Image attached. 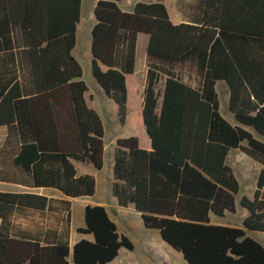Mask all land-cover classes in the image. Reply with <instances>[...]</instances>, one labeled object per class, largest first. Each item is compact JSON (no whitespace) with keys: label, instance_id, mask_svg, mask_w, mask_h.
Listing matches in <instances>:
<instances>
[{"label":"trees","instance_id":"trees-1","mask_svg":"<svg viewBox=\"0 0 264 264\" xmlns=\"http://www.w3.org/2000/svg\"><path fill=\"white\" fill-rule=\"evenodd\" d=\"M41 1L19 0L29 7L20 24L30 46L27 79L33 87L22 90L14 77L2 76L0 126L16 131L21 144L14 162L24 170L32 168L41 185H56L69 195L93 193L94 178L76 177L69 161L73 157L101 168L104 156V125L87 105L83 68L72 54L82 0H73L71 25L58 43L34 21L33 8ZM119 1L96 3L92 74L120 105L123 119L137 35L149 34V65L143 72L138 116L150 141L144 149L136 136L118 139V145L129 149L130 159L117 155L116 177L126 181L125 189L131 188L130 199L143 212L145 225L159 229L189 264H264V245L247 233L264 232V170L253 198L241 197L249 210L243 227L214 224L210 216L235 211L233 194L240 183L227 162L231 149L264 164V141L244 127L264 136V0H204L199 24L173 23L166 0L138 1L132 11L122 10ZM33 35L39 38L34 44ZM8 38L7 23L0 21L1 50ZM180 61L196 65L201 86L169 75L158 90L159 68L154 63ZM219 79L230 86V108L241 125L219 112ZM49 204L42 194L0 191V217L15 205L44 211ZM85 221L78 231L94 239L72 246L68 235L16 238L1 226L0 264H107L122 247L133 249L104 206L88 205Z\"/></svg>","mask_w":264,"mask_h":264},{"label":"crops","instance_id":"crops-1","mask_svg":"<svg viewBox=\"0 0 264 264\" xmlns=\"http://www.w3.org/2000/svg\"><path fill=\"white\" fill-rule=\"evenodd\" d=\"M86 1L87 0H82L81 2L80 19L76 24V45L72 51V54L79 62L84 52L83 47L79 44V35L84 31V24L87 21ZM88 1L91 2V9L92 12H94L98 0ZM154 1L159 0H149L148 2ZM137 2V0H121L119 1V6L124 11H132ZM189 2L190 0H185L182 7L184 8L187 6V9L191 8L189 6ZM200 3L203 6L202 11L200 15H193L195 19L182 17L180 20L174 21L169 12L171 20L176 24L182 22L199 24L203 15L204 0H200ZM33 9L36 12L35 16H37L36 20H34L36 24L38 26L44 25L46 31L52 32L53 34L50 36L51 40H53L52 42L58 43V38L63 36L60 34L66 32L71 25L72 15L74 12L73 0H42L40 7L38 6ZM28 10L29 7L20 3L19 0H0V21L3 24L7 23L8 32L10 34V38L4 42L2 50L0 49V82L2 80V76L7 75V77H14V81L18 80L20 82L22 90L32 89L33 87L27 79V76L30 73V66L28 64L29 55L27 50L30 46L27 43L28 41L23 24H20L23 16H28L26 14V11L28 12ZM95 23L96 17L94 23L89 26V30L91 28L93 29ZM38 39V36L33 35L31 41L34 44ZM149 39L150 36L148 33L139 32L137 35L135 69L133 74L130 76L128 84L129 99L126 103L123 119H121V107L113 99L106 95L109 99L108 101L98 102L97 100L95 101L91 95L89 96V89L85 93L87 105L98 113L102 119L103 125H105L106 121L107 126H110L109 136L106 137L104 134V156L103 166L101 168L95 167V165L90 161L69 157V161L76 171V177L92 176L94 178L93 193L69 195L56 187V185H41L37 180H35L32 168L27 171L14 162L15 157L19 153L21 144L18 140L16 131L11 130L7 125L0 126V191L42 194L49 198L50 203L49 208L44 211L33 207L15 205L5 216L2 215L0 217V227L2 226L1 230L3 232L16 238L24 237L42 240L45 239L46 234L54 232L63 238H66L68 235L70 245L72 246L81 239H94L93 234L82 233L79 232L78 229L86 226V207L88 205H101L106 208L109 217L113 222H115L118 232L121 235L127 236L134 245L133 249L122 247L119 250L118 256L107 264H189L185 260L181 251L174 248L163 239L159 229L156 230L160 233V241L158 240L153 242L152 240H144L139 243V245H137V243L125 233L126 228L124 227V222L126 220L125 213L127 212V209H130L133 213L140 215L143 222L144 219L143 212L139 211L135 202L130 199L131 188L125 189L126 181L124 179L117 178L115 175L117 155H127L128 159H130L129 149L121 147L118 145L117 141L120 138L136 136L139 139L141 148H149L150 137L147 133L146 126L143 123H140L138 116V105L143 72L146 66L149 65V58L147 55ZM47 42L48 40L45 41L44 45H46ZM141 42L145 46L146 54L145 57L142 58L141 65H139L140 55L138 53ZM154 65H157L159 68L158 90L163 89L165 80L169 75H173L196 88H199L202 84V77L198 72L196 65L191 61H180L171 64L155 62ZM138 70H140V76L137 74ZM184 74H191L194 81L189 82L188 78L184 77ZM135 80L137 83H134ZM11 85H13V83ZM159 85H161V88H159ZM215 90L218 95L219 112L222 117L234 125H241V123L236 119L235 113L230 108L231 89L229 84L225 80L219 79L216 81ZM221 93L222 95L225 93V97L228 93V103L227 101H224L225 105L223 106L225 107L223 108L225 110L224 115L221 111ZM110 101H112V103L116 106L113 107V104H110ZM116 122L117 125H115ZM244 127L249 129L257 138L264 141V136L257 133L252 127ZM125 133L128 136L125 137L123 135ZM234 150L238 151L237 155H234L231 161L235 167L229 164V162L228 164L232 167L235 175L238 174L242 180H249L243 185L244 187L242 190L244 192L249 190L248 192H250V195L247 196L253 198L254 192L257 189L260 172L264 170V164L256 161L238 148L231 149L227 157V161L231 157L230 154ZM248 157L259 163L260 166L256 164L254 165L250 161L246 162L249 159ZM243 160H245V162H243ZM255 182L256 185L255 188H253V184ZM238 194L239 192L233 194L235 198V211L232 212L225 209L222 216L227 214L237 215V211L239 209L238 207H242L244 212L240 215L241 223H236L234 220L232 223L229 222L230 224H227L228 226L241 227L239 224H243L244 218L249 213V210L241 204V198H238ZM74 199H78L82 203L84 211L83 221H74L72 212V202ZM211 214L215 213L211 212ZM215 215L221 216L218 214ZM210 216L211 222L214 223L212 215ZM145 227L147 229H155L146 225ZM262 244L264 245V243Z\"/></svg>","mask_w":264,"mask_h":264},{"label":"rangeland","instance_id":"rangeland-1","mask_svg":"<svg viewBox=\"0 0 264 264\" xmlns=\"http://www.w3.org/2000/svg\"><path fill=\"white\" fill-rule=\"evenodd\" d=\"M137 1H144V2H148L149 0H137ZM185 0H167L166 1V6L171 14V17L174 21H178L180 20L182 17L183 18H191V19H195V17H193V15H200L201 11H202V4L200 3V0H190V4L189 6L191 8L187 9V6H185L184 8L183 3ZM86 8H87V21L84 24V31L82 33H80L79 35V44L83 47V54L82 57L80 58V63L83 67V79L86 82L87 86H88V94L89 96L91 95L92 98L98 102H103V101H108V97L106 96L104 90L102 89V87L100 86V84L97 82V80L95 79V77L92 74V69H91V58H92V53H91V40H92V28L89 30V26L91 24L94 23L95 21V17H94V12H92L91 9V2L90 1H86ZM145 46L142 44V42L140 43V47H139V55H140V59H139V65H141L142 62V58L145 57ZM138 76H140V70H138L137 72ZM184 77L188 78L189 82H193L194 78L188 74H184ZM134 83H137L136 80ZM159 88H161V85H159ZM224 95H222V93L220 94V101H221V111L224 115V109L225 107H223L224 101H227L228 103V93L225 97V93H223ZM110 104H113V107H115L116 105H114V103H112V101H110ZM115 116V115H114ZM115 125H117V122L115 123ZM105 136L108 137L109 136V132H110V126H107L106 121H105ZM125 137L128 136L126 133L123 134ZM238 151L234 150L232 151V153L230 154L231 157L228 159L227 162H229V164H231L233 167L234 164L231 162L232 158L234 157V155H237ZM249 158V157H248ZM250 161L251 163H253L254 165H258L260 166L259 163H257L256 161H254L253 159L249 158L246 162ZM243 162H245V160H243ZM240 185H241V189L239 191L238 194V198L240 199L242 195L246 194V195H250V192H248L249 190H246L245 192L242 190L243 189V185L246 184V182H248L249 180L245 179L242 180V178H240V176H238V174H236ZM256 182L253 184V188H255ZM246 189V188H245ZM244 189V190H245ZM238 211H237V215H233V214H227L225 216H217L215 214H211L214 223H218V224H223V225H227L230 224L229 222H236V223H241L240 220V215L244 212V209L242 207H238ZM72 212H73V217H74V221L79 222V221H83L84 220V211L82 208V203L80 200L78 199H74L72 202ZM126 215V220L124 222V227L126 228V234L134 241L137 243V245H139V243H141L144 240H152L153 242L155 241H160V233L156 230V229H147L144 225L143 220L141 219L140 215L133 213L132 211H130V209H127V212L125 213ZM239 226L243 227V224H239ZM247 233L256 238L257 240H259L261 243H264V232L261 231H253V230H247ZM178 261V260H177ZM182 261V260H181ZM181 263V262H179Z\"/></svg>","mask_w":264,"mask_h":264}]
</instances>
